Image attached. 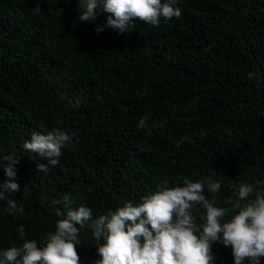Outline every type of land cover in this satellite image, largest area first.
<instances>
[{
    "label": "trees",
    "instance_id": "1",
    "mask_svg": "<svg viewBox=\"0 0 264 264\" xmlns=\"http://www.w3.org/2000/svg\"><path fill=\"white\" fill-rule=\"evenodd\" d=\"M174 6L179 18L119 33L99 8L96 21L80 22L78 0H0V158L20 160L19 191L6 195L24 208L10 215L0 201V252L22 245L20 226L38 242L55 231L57 208L66 210L52 201L65 195L97 218L164 181H219L218 193L204 192L218 207L243 182L264 188V0ZM52 128L77 135L44 173L37 164L47 162L22 146ZM80 239V264H94L92 229ZM212 254L213 264H234L230 247L217 242Z\"/></svg>",
    "mask_w": 264,
    "mask_h": 264
},
{
    "label": "clouds",
    "instance_id": "2",
    "mask_svg": "<svg viewBox=\"0 0 264 264\" xmlns=\"http://www.w3.org/2000/svg\"><path fill=\"white\" fill-rule=\"evenodd\" d=\"M176 0H78L80 22L96 21L97 9L106 15L104 27L126 33L135 28L139 20L158 26L161 18H179L182 11L175 7ZM36 11H39L37 5ZM104 27H97L99 33ZM76 98L73 107H79ZM147 116L142 117L138 128L146 126ZM76 132L61 128L33 131L23 144L25 152L38 155L47 163H38L37 171L47 173L49 166L59 163L62 148L72 142ZM7 180L0 183V201H7L8 213L23 214L24 208L6 193L19 191L16 182L20 160L15 153L0 158ZM207 192L218 193L221 183L210 178L192 182L185 178L183 186H169L167 181L154 193L142 197V202H126L115 211L93 218L92 209L81 205L73 209L68 195L63 200H53L56 215L63 217L56 222L55 231L38 242L26 239L23 226L18 229L21 246H12L0 252V264H80L77 248L81 245L80 231L92 229L97 241L100 259L94 264H213L212 246L219 242L230 247L234 264H261L264 259V188L243 182L229 207L216 206V197L209 199ZM254 197V198H253ZM201 206L205 211L195 212ZM39 245V246H38Z\"/></svg>",
    "mask_w": 264,
    "mask_h": 264
}]
</instances>
